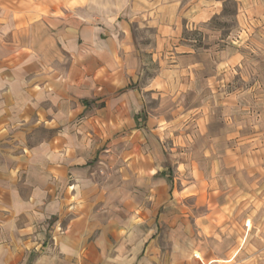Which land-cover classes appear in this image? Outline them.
<instances>
[{
  "label": "crops",
  "instance_id": "obj_1",
  "mask_svg": "<svg viewBox=\"0 0 264 264\" xmlns=\"http://www.w3.org/2000/svg\"><path fill=\"white\" fill-rule=\"evenodd\" d=\"M217 11L80 0L0 14V264H231L248 238L264 246V63L255 94H220L242 51L169 44ZM140 28L158 40L145 83Z\"/></svg>",
  "mask_w": 264,
  "mask_h": 264
},
{
  "label": "rangeland",
  "instance_id": "obj_2",
  "mask_svg": "<svg viewBox=\"0 0 264 264\" xmlns=\"http://www.w3.org/2000/svg\"><path fill=\"white\" fill-rule=\"evenodd\" d=\"M77 2L80 0H0V14L16 16L27 21L38 15H48L52 9L57 12L64 11ZM185 2H216L218 11L211 18L195 25L184 24L181 32L184 40H169V44L181 42L191 48H199L202 52L209 47L218 51L226 44L236 47L243 53L241 63L245 65L244 69L233 73L228 88L223 87L219 93L224 94L226 91H235L239 88H244L245 91L250 90L248 92L250 94L259 91L256 87V79L262 72L257 70V66L264 63V40L256 36L264 35V6H259L257 2H264V0H185ZM245 9L252 16V22L246 18ZM244 33H250V37H246ZM134 37L135 47L142 60L141 81L145 83L159 73L157 56H153L151 52L158 40L154 38L152 28L137 29ZM202 63H210L207 55L205 59H202ZM199 89L201 94L206 93L204 88ZM169 169L172 168L169 167ZM174 170L176 172L177 169L174 168ZM251 205L256 208L258 203L253 200ZM240 207H244L243 204ZM258 225L259 235H264V217L260 219ZM260 242L261 240L255 241L248 238L242 254L231 264H264V246Z\"/></svg>",
  "mask_w": 264,
  "mask_h": 264
}]
</instances>
